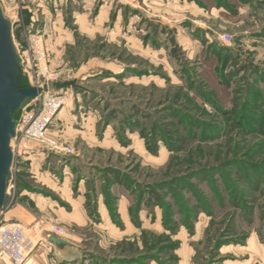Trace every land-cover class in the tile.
I'll return each instance as SVG.
<instances>
[{"label":"rangeland","instance_id":"374dc122","mask_svg":"<svg viewBox=\"0 0 264 264\" xmlns=\"http://www.w3.org/2000/svg\"><path fill=\"white\" fill-rule=\"evenodd\" d=\"M195 2L196 7L182 11L144 6L131 27L125 20L115 33L111 17L103 30L86 33L72 17L73 6L81 12V1H66L61 28L69 36L53 37L55 30L40 19L39 0H0L19 75L31 86L20 57L29 54L35 38L50 71L57 73L48 89L65 100L48 125V136L72 149L62 152L27 141L28 152L15 158L14 190L6 194L0 225L22 189L68 211L65 194L39 178L48 163L57 177L63 169L73 174L72 197L83 178L91 222L90 228L67 226L54 221L49 208L37 211L29 203L42 223H20L31 241L20 264L42 258L39 247L51 234L79 247L77 264H178L189 255L192 264L264 263L250 244L264 248V135L256 124L249 131L237 122L249 95L254 109L264 101V0ZM222 34L232 40H222ZM206 42L215 43L216 52L206 54ZM131 69L146 74L135 76ZM69 80L83 88L55 90L56 83ZM207 95L227 114L215 110ZM29 101L14 112L13 122ZM87 119L93 120L95 133L108 130L115 148L109 140L99 148L78 134L71 144L65 140L63 133H90ZM35 150L42 156L28 158ZM121 196L128 200V220L140 229L137 234L98 228L108 222L123 230ZM99 207L107 217H101ZM0 264L12 263L3 256Z\"/></svg>","mask_w":264,"mask_h":264},{"label":"crops","instance_id":"0c3cea01","mask_svg":"<svg viewBox=\"0 0 264 264\" xmlns=\"http://www.w3.org/2000/svg\"><path fill=\"white\" fill-rule=\"evenodd\" d=\"M59 1V2H57ZM72 2V4L75 3V0H39L38 6H39V15L40 19L46 21V25H50L52 29L55 30V32L51 33L49 36H55L56 33L60 34L63 33V20L61 12L63 9L66 8L67 3L62 6L63 2ZM81 1V12L77 11V8L73 6L72 8V17L75 18L76 24L81 26L86 33H89V31H101L103 30V27L105 24L111 20V17L113 18V30L115 33H117V28L122 26L124 21L126 20L125 26L131 27L132 24H136L137 20L139 19V16H143V13L141 10H144L142 7L148 6V8H154L157 9L159 12L164 7L166 10L172 9L174 11H182L186 8L193 9V7H196L195 0H128L124 3H115L114 5L112 2L115 0H80ZM100 1V3H99ZM140 1V2H139ZM77 2V1H76ZM59 3V4H57ZM141 3V4H140ZM120 5V6H119ZM95 13L91 14L90 12L94 10ZM170 8V9H169ZM55 12V15L53 16V13ZM145 11V10H144ZM140 14V15H139ZM171 14V12H169ZM92 15V16H91ZM175 20H179L177 16L175 15ZM166 17V16H165ZM180 17V16H179ZM108 25V24H107ZM187 26V25H186ZM169 28H173L172 25H168ZM175 27V25H174ZM57 31V32H56ZM64 34V33H63ZM64 35L69 36L68 33H65ZM188 54V53H187ZM131 67V66H130ZM82 86L77 83L76 88H81ZM83 88V87H82ZM87 124L90 125V133H63V136H65V140L71 144L73 139H76V134L80 136V138H83L84 140H87L89 144H97L99 148H106L105 142L109 140V147L115 148V142L110 140V133H107L105 131L104 133H95L94 127H93V120L88 121ZM35 147V146H33ZM36 149V148H34ZM24 152H28V150H25ZM23 152V153H24ZM38 152V153H37ZM33 153V155H30ZM30 158L33 156L35 159L37 158V155L42 156L39 150H35L33 152H30ZM50 165V163L47 164V167ZM31 166V164H30ZM39 168L41 169V164L39 163ZM43 168V172L39 173V178L46 180V183L48 186L52 187L53 190H56L57 192H61L62 194H65L66 201L70 205V208L67 210L63 209L61 206H59L55 201L50 200L48 202L47 200L41 198L39 195L36 194H30L26 190L22 189L18 196V199L15 203V205L4 213L3 221H6V223L9 222H18L23 225H27V222L34 220L37 222V225H41L42 221L40 219L33 215L29 211V203L33 202L35 209L37 211L42 210L43 208H49L52 212L50 213L54 217V221L59 222L61 224H65L67 226H75L79 228H90V219L88 217L87 211L84 207V180H80L77 184L76 191L77 195L72 197V193L70 188L72 189L73 185L72 179H74L73 174H69L67 170H61V177H57L54 172H50V166L47 168ZM29 172L32 173V166L28 169ZM37 171V167L35 169ZM71 175V177H70ZM43 200V201H42ZM127 205L128 200L125 197H122L119 199V213L120 217L122 219V222L124 224L123 230L120 228L113 226L111 224H108V222H104V225H98V228L107 230V231H117L120 232L122 235L124 234H137L139 232V228L133 226L129 220H128V214H127ZM101 206V205H100ZM98 211L101 214V217H107V211L104 207H99ZM42 219V218H41ZM97 227V226H94ZM49 237V236H48ZM123 237V236H122ZM121 237V238H122ZM69 244L64 246H58L48 240L45 244H42L39 247L40 252L43 251L45 254L42 256V258H37L33 261V264H77V257L80 256L77 255V252L79 253L78 246L72 242L66 240ZM251 246H256L255 249L258 250V257L261 258L262 261H264V248L262 249L260 247L259 243H256L255 241L250 243ZM248 244L247 246H250ZM246 246V247H247ZM254 248H251L250 250H253ZM262 249V250H260ZM251 254V253H249ZM261 254V255H260ZM252 255V254H251ZM253 256V255H252ZM257 258V259H260ZM31 259H28L24 264H30ZM260 262V261H259ZM258 262V264H260ZM153 264V263H151ZM178 264H192L190 255L187 257H183ZM264 264V263H263Z\"/></svg>","mask_w":264,"mask_h":264},{"label":"built area","instance_id":"2783aa9c","mask_svg":"<svg viewBox=\"0 0 264 264\" xmlns=\"http://www.w3.org/2000/svg\"><path fill=\"white\" fill-rule=\"evenodd\" d=\"M221 38L228 42L232 40L228 34H222ZM29 46V54L26 57L21 56L20 60L26 63L25 72L31 87L40 89L41 92L37 97L30 99L28 104L22 106L20 117L16 123L14 122V135L10 140L12 163L6 182V194L8 195L14 190L15 185V178L13 179L12 175L15 158L27 150L25 146L28 140L40 141L62 152H72L70 147L63 146L48 136V125L56 111L64 104L65 95L59 92H49L48 82L56 79L57 73L50 71L47 65V55L40 41L35 38ZM36 104V108L30 107ZM52 230L58 235L62 233L56 227ZM30 245L31 241L27 239L20 223L9 222L0 225V257H6L12 264H20Z\"/></svg>","mask_w":264,"mask_h":264},{"label":"water","instance_id":"95a60500","mask_svg":"<svg viewBox=\"0 0 264 264\" xmlns=\"http://www.w3.org/2000/svg\"><path fill=\"white\" fill-rule=\"evenodd\" d=\"M8 21L0 10V212L6 198V182L9 178L12 163L10 140L14 135V122L11 118L14 108L21 106L26 100L35 98L40 89L19 83V66L17 57L10 45ZM55 90L77 87L75 80L62 81L55 84ZM48 240L58 246L69 243L56 235H49Z\"/></svg>","mask_w":264,"mask_h":264},{"label":"trees","instance_id":"16d2710c","mask_svg":"<svg viewBox=\"0 0 264 264\" xmlns=\"http://www.w3.org/2000/svg\"><path fill=\"white\" fill-rule=\"evenodd\" d=\"M203 40H205V39H203ZM217 45L215 44V43H208V42H206L205 43V53L207 54H211L212 52L214 53V52H216V50H215V47H216ZM133 71V72H132ZM131 72L135 75V76H143V75H145L146 73H143V72H141V71H136V70H134V69H131ZM19 83H20V86H22V87H27L28 86V84H27V82H26V80H25V77L24 76H22V75H19ZM194 89H197L196 87L194 88ZM251 95H249V98L245 101V102H247L246 104L244 103V105L242 106V108L240 109V111H238V115H239V119H238V123L241 125V127L242 128H244L245 130L246 129H248L249 131H254V130H256V126L254 125V124H256L257 126H258V131L259 132H261V134H263L264 135V101H262L261 100V102L259 103V105L260 104H263V105H260V106H262L261 108H260V106H258L257 108L258 109H254L253 107H252V105L251 104H253V103H251V97H250ZM204 98H205V96H203ZM207 97L209 98L208 99V102L210 103V105L212 106V107H214L215 108V110H217V111H220L221 112V114H223V115H226L227 114V111H225V110H222L221 108H220V106H217L216 105V103L213 101V100H211L210 99V97H209V95H207ZM203 98V99H204ZM207 99V98H206ZM254 99V98H253ZM254 101V100H253ZM20 106H18V107H16V108H14V110L12 111V114H11V118H12V120H13V115H14V112L19 108ZM231 119V118H230ZM242 122V123H241ZM254 122V123H253ZM237 125V124H236ZM215 132L217 131V129H219V127H217V126H215V125H211L210 126ZM237 127H239L238 125H237ZM205 133H207L209 136H210V131H204V130H202L201 131V134L202 135H205ZM213 134H215V133H213ZM188 135H190L191 137H193V133H188ZM212 136H214V135H212ZM148 147V146H147ZM110 171H111V173H114V172H116V170H114V169H109ZM23 174V173H22ZM110 180V178L108 179V181ZM95 206V205H94ZM94 206H93V208H94Z\"/></svg>","mask_w":264,"mask_h":264}]
</instances>
